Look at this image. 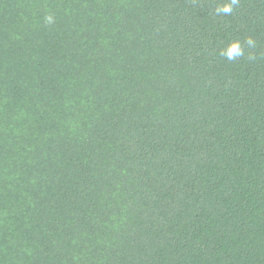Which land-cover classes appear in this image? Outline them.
Here are the masks:
<instances>
[{
  "label": "trees",
  "instance_id": "1",
  "mask_svg": "<svg viewBox=\"0 0 264 264\" xmlns=\"http://www.w3.org/2000/svg\"><path fill=\"white\" fill-rule=\"evenodd\" d=\"M226 2L0 0V264H264V0Z\"/></svg>",
  "mask_w": 264,
  "mask_h": 264
},
{
  "label": "clouds",
  "instance_id": "2",
  "mask_svg": "<svg viewBox=\"0 0 264 264\" xmlns=\"http://www.w3.org/2000/svg\"><path fill=\"white\" fill-rule=\"evenodd\" d=\"M238 3V0H228V2L223 3L221 6L216 8V13L219 14H224V15H230L233 6ZM45 20L47 23L52 24L54 23L52 15H47L45 17ZM255 42L251 37L248 38L247 40V45L249 47L254 46ZM221 56L225 57L229 61H233L238 57H242L244 55V50L240 44L239 41H233L231 42L225 49H223L220 53ZM250 59H254V57L250 56Z\"/></svg>",
  "mask_w": 264,
  "mask_h": 264
}]
</instances>
